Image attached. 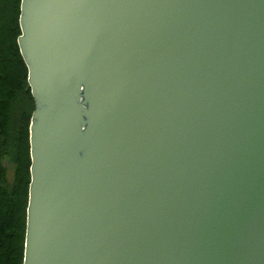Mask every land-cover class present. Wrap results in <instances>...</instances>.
Here are the masks:
<instances>
[{
    "label": "water",
    "instance_id": "obj_1",
    "mask_svg": "<svg viewBox=\"0 0 264 264\" xmlns=\"http://www.w3.org/2000/svg\"><path fill=\"white\" fill-rule=\"evenodd\" d=\"M18 23L22 264H264V0H20Z\"/></svg>",
    "mask_w": 264,
    "mask_h": 264
},
{
    "label": "trees",
    "instance_id": "obj_2",
    "mask_svg": "<svg viewBox=\"0 0 264 264\" xmlns=\"http://www.w3.org/2000/svg\"><path fill=\"white\" fill-rule=\"evenodd\" d=\"M20 0H0V264H22L34 100L17 44ZM13 166L6 176L2 160Z\"/></svg>",
    "mask_w": 264,
    "mask_h": 264
},
{
    "label": "rangeland",
    "instance_id": "obj_3",
    "mask_svg": "<svg viewBox=\"0 0 264 264\" xmlns=\"http://www.w3.org/2000/svg\"><path fill=\"white\" fill-rule=\"evenodd\" d=\"M2 165L5 166L6 169V176L11 179L13 176V166L11 162H9L6 158H4L2 161Z\"/></svg>",
    "mask_w": 264,
    "mask_h": 264
}]
</instances>
